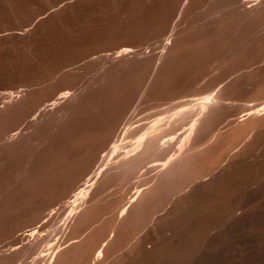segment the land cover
Segmentation results:
<instances>
[{"label":"bare ground","instance_id":"6f19581e","mask_svg":"<svg viewBox=\"0 0 264 264\" xmlns=\"http://www.w3.org/2000/svg\"><path fill=\"white\" fill-rule=\"evenodd\" d=\"M59 1L0 89V264H264V0Z\"/></svg>","mask_w":264,"mask_h":264},{"label":"rangeland","instance_id":"374dc122","mask_svg":"<svg viewBox=\"0 0 264 264\" xmlns=\"http://www.w3.org/2000/svg\"><path fill=\"white\" fill-rule=\"evenodd\" d=\"M32 1L28 0L27 4L25 0L26 5L21 4L23 7L19 4L18 8L12 5L13 8H11L8 0H0V89L11 85L22 76L25 77L32 68L36 69L35 67L39 66L41 61L53 57L54 54H61L63 47H67V44L72 45L73 43L69 41L81 31L79 18L87 19L88 12L94 8V6L91 8L94 4L89 1L75 2L72 3L74 7L68 6L65 15L61 14L59 19L55 20L56 22L42 20L40 23L36 16L42 13L44 18L43 12L48 8L50 1L58 2L59 0ZM42 17L40 16L41 19ZM34 18L37 22L33 21ZM81 21L85 20L81 18Z\"/></svg>","mask_w":264,"mask_h":264}]
</instances>
